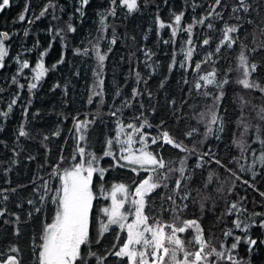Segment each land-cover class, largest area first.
<instances>
[{
  "label": "trees",
  "instance_id": "1",
  "mask_svg": "<svg viewBox=\"0 0 264 264\" xmlns=\"http://www.w3.org/2000/svg\"><path fill=\"white\" fill-rule=\"evenodd\" d=\"M52 2L56 4L55 10L49 8L45 16L39 19L36 17L49 4V0H10V6L0 12V32H7L11 37L5 41L10 49L5 60L6 66L0 69V111H7L12 99L18 97L9 116L0 117V199L8 197L0 203V209L6 210L4 216L0 217V251H7L9 245H15L21 249L22 264H34L33 241L39 243L43 227L51 223L55 215L56 205L51 203V198L55 195L54 190L60 187V182L51 174L57 165L63 169L74 163L71 157L77 146L74 130L77 118L93 121L88 129L87 147L101 157L97 167L106 169L103 181L98 179V173L93 176V190L97 199L93 201L92 208V238L96 236L98 221L105 220L101 209L109 204V200L100 196L101 184L110 188L115 183H124L134 190L150 175L144 171L137 175L128 167H116L115 160L104 156L106 141L114 140L117 135L118 121L125 125L128 122L140 124L143 119L133 120V117H146L152 125L143 129L149 136L150 150L159 152L165 160L177 161L174 167L178 168L179 159L188 153L168 144L152 145V136L168 131L189 149L195 150L188 155L185 172V176L190 175L191 180L183 181L181 187L182 194L187 191L190 196L186 201L176 197L178 204H188L182 217L199 218L205 236L211 234L217 248L222 243L231 245L233 238L224 235L225 230L234 229L235 216L224 214L230 203L243 198L247 212H241V218L251 213H264V196L260 194L264 193V168L257 166L255 171L258 175L255 179L252 172L247 170L252 163V150L259 154L260 145L254 142L256 125L260 126L261 135L264 136V121L257 116L259 109L264 107V94L246 90L236 83L240 76L237 71L238 46L222 48L219 54H215L214 49L225 22L243 25L239 33L240 42L246 44L249 50L258 46L264 40L260 34V29L264 28V24H261L264 20V0H249L252 10L247 14L243 11L232 12L238 0H221L217 11L223 12L224 19L213 18L215 31L206 26L193 29L191 39L195 51L187 61L191 67L187 68H181L179 64L185 60L180 49L192 47L185 43L188 34L180 32L174 42L164 43L172 39L171 32L167 27L159 28L157 17L167 24L173 22V13L183 12L181 26H185L204 16L213 0H139V11L131 14L117 0L116 15L107 17L109 27L104 33H100L101 15L110 9L111 0H89L83 8V16L78 11L81 7L79 0ZM21 14L25 15L24 21L19 20ZM53 14L57 19H53ZM234 15L241 19L232 18ZM30 20L33 22L29 23ZM248 20L253 23H248ZM69 23L75 27V32L68 31ZM113 34L116 43L110 44ZM97 35H103L100 49L107 54L102 70L97 67L98 62L89 43L90 40L94 42ZM205 38H211L209 45H203ZM77 48L81 51L89 48V54L77 55ZM44 51L48 53L43 57L45 67L56 64V68L47 72L34 94L27 87L20 90L17 84L12 83L13 77L27 85L31 81L25 77L34 73L24 69L23 75H20L15 58L19 56L21 60L27 59L34 68ZM208 53L214 54L207 63H203ZM248 54L252 62L258 65L254 78L264 84V49L249 51ZM61 57L64 63L59 64ZM197 62H201L199 73L195 70ZM213 69L219 79L227 78L229 83L223 87V99L218 111L224 121V131L216 132L218 125H213V133L207 134V120L201 113L210 115L213 95L203 96L200 93L207 91L217 94L219 90L214 86H202L197 90L195 84L199 75H205ZM98 71L102 72L100 77L97 76ZM137 73L140 74L139 79ZM100 78L104 81L102 98L93 96ZM200 83L203 85L202 81ZM134 90L140 94L133 97ZM240 97L248 102L247 105H243ZM90 98L92 103H89ZM125 101L130 106H125ZM242 107L245 122L252 126L248 134H244L237 124ZM113 112H116L115 116ZM21 127L29 133L28 137L18 135ZM192 129H196V132L191 137L187 136L186 133ZM56 132L60 134L57 136ZM241 136L250 145L244 156L233 143ZM114 150L117 151V148L114 147ZM205 153L207 155H203L200 161V155ZM77 160H80L79 156ZM216 160H220L224 167L218 165ZM198 162L203 163V167L197 168ZM242 167L244 171H241ZM210 174H214L211 183L208 182ZM170 176L169 188L157 189L150 197L155 198L153 215L160 213L165 220L170 219V215L161 211V204L166 208L171 207V201H162L161 197L171 193L179 173L172 172ZM45 183L48 185L49 198L41 201L40 196L45 192L42 185ZM29 200L34 203L29 204ZM201 202L205 205L203 212ZM36 207L41 208L39 213L35 211ZM29 213L32 215L29 216ZM16 216L20 217L19 221ZM261 219L264 216H257V226L250 230L252 238L257 239L253 254L249 255L243 241L236 250L238 258L250 260L251 264H264V245L260 243L264 239V229L258 226ZM17 229L19 235H16ZM234 234L244 236L238 229ZM126 235V232L121 233L113 227L103 236L100 244L93 243L92 248L103 252L113 246L119 247L125 242ZM184 235L190 236V233ZM88 264H94V260L90 258ZM106 264H126V260L109 256Z\"/></svg>",
  "mask_w": 264,
  "mask_h": 264
},
{
  "label": "snow or ice",
  "instance_id": "2",
  "mask_svg": "<svg viewBox=\"0 0 264 264\" xmlns=\"http://www.w3.org/2000/svg\"><path fill=\"white\" fill-rule=\"evenodd\" d=\"M81 7L78 9L80 15L83 16V8L89 3V0H79ZM116 2L117 0H111V7L107 13L101 15L100 20V33H104L109 25L106 23L108 16L116 15ZM120 5L127 9L129 14L139 11V0H120ZM10 6V0H0V12L6 7ZM221 6V0H213L209 6L207 13L199 19H194L192 23H188L185 26H181L183 19V12L176 14L173 13V22L165 23L159 20L157 22L160 29L169 28L171 32L170 40L164 41V43L174 42V38L180 32L188 34V38L185 43L189 46L187 49L181 48L180 51L183 54L185 60L179 64L181 68L191 67L187 63L192 58L195 51L194 41L191 39L193 29L197 26L207 27L209 30L215 31V25L212 23L213 18L222 20L224 19L223 12H218L217 8ZM264 6V5H262ZM49 8L55 10L56 4L49 0V4L39 13L36 19L44 17ZM252 10V4L249 0H238V3L233 7L232 12L249 13ZM27 11V9H25ZM234 19H241L239 16H233ZM53 19L57 17L53 14ZM20 21L25 20V15L19 16ZM207 21V23H206ZM33 21H29L32 23ZM248 23L253 21L248 20ZM264 24V20L261 21ZM243 25L224 23V26L220 30V37L217 46L214 49L215 54H219L222 48L232 49L234 46L239 47L237 55L238 68L240 72L239 78L236 83L242 88L251 91H258L264 94V84H261L257 78H254L258 65L252 62L249 56V51L256 52L260 49H264V40H261L260 44L248 49L247 45L240 42V29ZM68 31L75 32V27L71 23L68 24ZM59 35V31L57 32ZM261 36H264V28L260 29ZM27 35V32H25ZM247 37H245L246 39ZM11 39L9 33L0 32V69L5 68V60L9 56V47L6 46L5 41ZM104 39L103 35H97L96 40L89 41L91 45V52L94 53L97 60L98 69H103L104 62L107 59V54L102 53L100 49V42ZM115 34L110 41V44H115ZM203 45H209L211 38L203 39ZM255 43V40L253 41ZM66 47V45H65ZM111 49L109 48L108 51ZM90 49L85 48L83 51L77 48L75 54L88 55ZM214 53H208L203 63H207ZM48 53L44 51L41 53L40 59L35 64L34 68L30 65L27 59L21 60L17 56L16 62L18 64V73L23 75L24 69H29L34 74L30 77H25L31 82L27 85L21 84L16 77H13L12 83L17 84L20 90L27 87L28 91L34 94L40 85L39 82L47 74L48 71L54 70L56 64L50 67H45L43 57ZM146 55L150 56L149 53ZM59 64L64 63L63 57L58 61ZM176 61H173L175 66ZM201 68V62L195 64V70L199 73ZM102 72L97 73L100 77ZM140 74L137 73L139 79ZM203 82V85L200 83ZM229 80L224 78L219 79L215 69L208 72L205 75L198 76V82L195 84V88L200 90L202 86H214L219 91L217 94H211L207 91H203L200 94L203 96L213 95V104L209 109V114L201 113V116L207 120L205 125L207 134L213 133V125H218L215 129L216 132L224 131L223 118L218 114L220 101L223 99V87L228 84ZM103 84L102 78L98 79L97 85L94 88L93 96H103ZM59 87V85H56ZM137 90H134L133 97L139 95ZM17 99L13 98L8 105L7 111H0V117L7 118L12 112L13 107L17 103ZM243 105H247V101L243 97H240ZM102 102V99H101ZM89 103H92V98L89 99ZM125 106L128 102L125 101ZM142 106V105H141ZM242 114L237 121L238 126L243 130L244 134H248L251 125L247 124L243 117V107L241 109ZM27 113L25 112V115ZM112 115H116L113 112ZM258 118L264 121V107H261L257 113ZM140 124L128 122L126 125L118 121L119 128L115 139H109L106 141L107 151L104 152V156H109L113 160L117 161L116 167H129L131 171L137 175L141 171L149 172L148 178L143 179L134 190H130V186L124 183H115L110 188L104 187L101 184L100 196L105 200H110V206H106L101 209L103 217L107 219H100L98 221V228L95 238L90 236V227L92 225V208L93 201L97 199V195L93 190V176L98 173V179L104 180L106 172L105 168L97 167L101 157L97 156L94 152L88 150V129L89 125L93 121L76 119L74 124V130L77 134V146L74 155L71 160L74 163L71 167H65L61 169L59 165L56 166V170L51 174L59 179L60 187L55 191L54 197L51 198V203L56 205L55 215L51 223L45 224L42 233L39 236V243L33 241L32 247L34 249L35 261L34 264H88L89 259L94 260V264H106L109 256H114L119 260H126V264H251L250 260H242L238 258V252L236 251L241 241L247 245V251L249 255L253 254V250L256 249L257 239L252 238L251 228L256 227L257 223L255 218L257 216H264V213H251L246 218H241V212H247L246 207L243 206V198L239 202L230 203L225 209V215H234L233 220L234 229L225 230L224 235L226 237H232L233 243L227 245L222 243L219 248L213 243L211 234L207 237L204 234V228L200 223L199 218L184 219L182 213L187 209L188 204H178L176 197L180 200H188L190 192H181L182 182L191 180V176H185L187 171V159L188 155H191L195 150L189 149L183 141L169 134L168 131H161L158 135L152 136L151 144L156 145L158 143L171 145L173 148L179 149L181 152L188 153V155L179 159V167L173 165L177 161L165 160L159 152L150 150L148 143L149 136L144 133L145 127H152L148 123L147 118L133 117V120H141ZM256 135L255 143L260 145L259 154L256 150H252V163L248 167V171L252 172L253 179L258 173L255 171L257 166L264 168V136L261 135V129L259 125L255 126ZM130 129L131 131H127ZM196 129H192L187 132L186 135L191 137ZM56 132L55 135H59ZM18 135L20 137H28L29 133L24 130L23 127L19 129ZM121 137H124L123 139ZM47 139V137H45ZM233 143L241 151V156H244L248 152L250 145L244 139L243 136L239 140H234ZM135 144H139V147H134ZM114 145H119V155L114 150ZM203 155H200L199 160H203ZM77 156L80 160H77ZM119 161H124L121 164ZM216 163L221 167L220 160H216ZM197 168L203 167V163L198 162ZM245 169L242 167L241 171ZM178 172L179 177L175 180L174 186L171 189L170 194H166L161 197V200L171 201V207H164L161 204V211L168 212L170 219L165 220L160 213L153 215L152 205L155 202V198H151L152 193L157 189L169 188L168 181L171 179L170 173ZM235 175V173H232ZM214 174H210L208 182H212ZM248 183V181H244ZM253 186L254 185H250ZM45 192L41 194L40 199L44 201L48 199V185L43 184ZM207 187V185H205ZM199 191V189H197ZM264 196V193H260ZM8 197L4 196L0 199V203L7 200ZM207 197H205V200ZM29 204H33L32 200L28 201ZM125 204L129 207L125 210ZM204 203L201 202V212L204 211ZM148 208L146 212L145 209ZM5 209H0V217L4 216ZM35 211L39 213L41 208L36 207ZM32 213H29L31 216ZM132 217V222H129V217ZM16 220L19 221L20 217L16 216ZM247 220V222H246ZM260 228L264 229V219L259 221ZM115 227L119 232H126L125 242L119 247L113 246L110 249H105L103 252L94 251L92 248L93 243L100 244L103 236ZM240 230L244 233V236L235 235V230ZM190 233V236L184 234ZM16 235H19V229L16 230ZM117 242L119 241V235H116ZM260 243L264 245V239L260 240ZM82 248L84 251H82ZM258 254V250H257ZM0 264H22L21 249L15 245H9L7 251H0Z\"/></svg>",
  "mask_w": 264,
  "mask_h": 264
},
{
  "label": "rangeland",
  "instance_id": "3",
  "mask_svg": "<svg viewBox=\"0 0 264 264\" xmlns=\"http://www.w3.org/2000/svg\"><path fill=\"white\" fill-rule=\"evenodd\" d=\"M126 130H127V131H131V130H128V129H126ZM121 138L123 139L124 137H121ZM139 146H140V145L137 146V144L134 145V147H139ZM114 147L117 148V151H116V152H117V154L119 155V147H120V146H119V145H114ZM116 162H117V161H116ZM119 163L123 164V163H125V162H124V161H119ZM128 168H129V167H128ZM110 204H111V201L109 200V204H108V206H110ZM128 207H129V205H128V204H125V210H127ZM106 219H107V218L105 217V220H106ZM132 219H133V218L130 216V217H129V222H132Z\"/></svg>",
  "mask_w": 264,
  "mask_h": 264
}]
</instances>
